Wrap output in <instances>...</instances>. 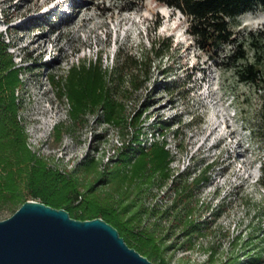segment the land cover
<instances>
[{
  "label": "rangeland",
  "instance_id": "374dc122",
  "mask_svg": "<svg viewBox=\"0 0 264 264\" xmlns=\"http://www.w3.org/2000/svg\"><path fill=\"white\" fill-rule=\"evenodd\" d=\"M133 1L0 0V32L11 43L16 65L24 67L17 92L30 146L68 170L94 158L98 170L87 171L83 185L96 183V195L111 196L113 189L100 183L97 175L116 157L121 129L99 122L95 115L73 123L69 102L52 87L50 75L57 77L71 64L94 60L101 52L104 63L111 65L119 46L139 55L153 46L171 44L154 60L150 80L128 92L124 114L149 103L142 115L149 136L152 125L159 127L160 117L180 119L166 132L176 155L171 162L175 175L177 170L198 172L208 161L216 164L210 180L201 184L199 192H191L193 214L203 221L202 233L192 238L195 247L181 248L188 239L183 228L178 223L172 227L168 214H154V204L160 211L171 204V179L162 187L144 184L140 191L134 185L129 200L148 208L144 222L157 221L165 243L176 244L163 251L167 264H264V185L259 184L264 164L262 89L239 80L230 60L224 62L199 49L182 11L157 0H143L130 8ZM229 24L251 60V39L264 28V8L229 18ZM230 48L225 44L222 52ZM184 179L190 182L191 176L180 177ZM16 207L0 206V219Z\"/></svg>",
  "mask_w": 264,
  "mask_h": 264
},
{
  "label": "trees",
  "instance_id": "16d2710c",
  "mask_svg": "<svg viewBox=\"0 0 264 264\" xmlns=\"http://www.w3.org/2000/svg\"><path fill=\"white\" fill-rule=\"evenodd\" d=\"M142 1L134 0L130 8H135ZM157 1L186 15L187 30L199 49L224 62L230 60L239 80L262 89L259 120L264 137V28L258 36H252L253 58L248 60L243 41L235 37L229 24V18L256 7L264 8V0ZM158 25L159 22L156 23ZM225 44H231L226 53L222 52ZM10 46L11 43L0 32V206L10 204L19 207L30 195L53 206L65 207L73 217L102 216L119 229L129 245L155 259L157 264H167L163 251L176 244L165 243L157 221L144 222L149 209L136 199L129 200V189L135 185L140 191L144 184L151 186L155 183L162 187L171 179L168 187V192L173 194L171 204L163 211L154 204L153 209L157 211L154 214L171 216L172 227L178 223L188 236L181 248H194L192 238L195 233H202L203 221L193 214L191 195L193 191L199 192L201 184L210 180L211 167L216 164L208 161L198 172L177 170L175 175L171 162L176 155L168 145L166 132L179 124L180 119L177 116L160 117L159 127L155 129L152 125L149 136L142 118L149 103L130 115L124 114L128 92L137 90L150 80L154 60L168 51L171 44L153 46L150 51L139 55L119 46L111 65L104 63V53L101 52L94 60L82 59L71 64L57 77L54 73L50 75L52 87L69 102V116L73 123L95 115L99 122L122 131V144L116 157L105 163L103 171H98V181L108 184L114 191L111 196L101 198L95 194L96 183L83 185L82 182L87 171L98 170V161L94 158L85 159L75 169L68 170L53 165L30 146L25 124L20 118L17 92L23 84L20 73L24 67L16 65ZM56 128L59 129V125ZM57 136L60 138L59 133ZM112 161L114 163L110 165ZM188 174L190 182L180 180L181 176ZM259 184L264 185V164Z\"/></svg>",
  "mask_w": 264,
  "mask_h": 264
},
{
  "label": "water",
  "instance_id": "95a60500",
  "mask_svg": "<svg viewBox=\"0 0 264 264\" xmlns=\"http://www.w3.org/2000/svg\"><path fill=\"white\" fill-rule=\"evenodd\" d=\"M0 264H157L102 216L28 198L0 219Z\"/></svg>",
  "mask_w": 264,
  "mask_h": 264
},
{
  "label": "clouds",
  "instance_id": "9594fccd",
  "mask_svg": "<svg viewBox=\"0 0 264 264\" xmlns=\"http://www.w3.org/2000/svg\"><path fill=\"white\" fill-rule=\"evenodd\" d=\"M176 10H179V9H176ZM188 31V30H187ZM189 33V32H188ZM190 34V33H189ZM191 35V34H190ZM192 36V35H191Z\"/></svg>",
  "mask_w": 264,
  "mask_h": 264
}]
</instances>
